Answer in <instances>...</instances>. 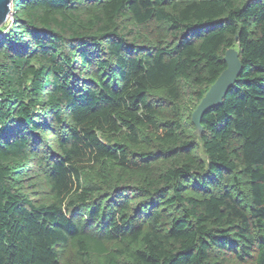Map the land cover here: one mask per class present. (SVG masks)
Wrapping results in <instances>:
<instances>
[{
    "label": "trees",
    "instance_id": "obj_1",
    "mask_svg": "<svg viewBox=\"0 0 264 264\" xmlns=\"http://www.w3.org/2000/svg\"><path fill=\"white\" fill-rule=\"evenodd\" d=\"M0 33V264H264V0H13Z\"/></svg>",
    "mask_w": 264,
    "mask_h": 264
},
{
    "label": "water",
    "instance_id": "obj_2",
    "mask_svg": "<svg viewBox=\"0 0 264 264\" xmlns=\"http://www.w3.org/2000/svg\"><path fill=\"white\" fill-rule=\"evenodd\" d=\"M12 2L13 0H0V29L6 24L11 15ZM223 61L226 65L225 70L212 84L191 114V122L197 133H200L202 130L200 125L202 117L210 110L221 105L223 98L233 87L240 75L241 64L238 54L234 49H228L225 52Z\"/></svg>",
    "mask_w": 264,
    "mask_h": 264
},
{
    "label": "rangeland",
    "instance_id": "obj_3",
    "mask_svg": "<svg viewBox=\"0 0 264 264\" xmlns=\"http://www.w3.org/2000/svg\"><path fill=\"white\" fill-rule=\"evenodd\" d=\"M2 34H3V33H2ZM2 34H0V35L2 36ZM187 94H188V93H187ZM186 101H187V103L190 102V97H187V98H186ZM40 189L42 190V189H43V186H41ZM95 259H96V258H94V260H95ZM97 262H98V261H97Z\"/></svg>",
    "mask_w": 264,
    "mask_h": 264
},
{
    "label": "built area",
    "instance_id": "obj_4",
    "mask_svg": "<svg viewBox=\"0 0 264 264\" xmlns=\"http://www.w3.org/2000/svg\"><path fill=\"white\" fill-rule=\"evenodd\" d=\"M2 35H4V33Z\"/></svg>",
    "mask_w": 264,
    "mask_h": 264
}]
</instances>
